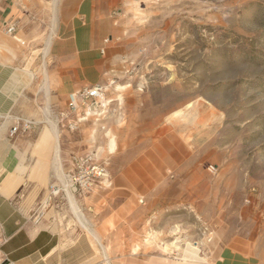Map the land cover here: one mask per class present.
I'll return each mask as SVG.
<instances>
[{"label":"rangeland","instance_id":"1","mask_svg":"<svg viewBox=\"0 0 264 264\" xmlns=\"http://www.w3.org/2000/svg\"><path fill=\"white\" fill-rule=\"evenodd\" d=\"M48 1L40 18L38 6L16 10L27 34L17 36L24 45L0 27L28 61L37 90L21 102L23 120L34 123L16 135L23 140L26 170L21 193L43 191L46 199L59 192L47 215L71 206L72 236L64 244L86 234L102 263L181 258L190 243L203 258L227 246L264 264V0H127L116 13L109 43L105 107L82 122L64 119L65 102L46 96L51 64L45 48L57 25L59 0ZM17 118L11 117V127ZM162 136L186 142L184 166L165 171L160 192L133 197L124 219L103 220L122 203L109 182L121 168L146 159L151 141ZM74 154H92L106 169L107 177L90 193L70 186L66 170ZM71 196L87 227L102 234L104 248L81 224ZM93 201L92 212L87 204Z\"/></svg>","mask_w":264,"mask_h":264},{"label":"crops","instance_id":"2","mask_svg":"<svg viewBox=\"0 0 264 264\" xmlns=\"http://www.w3.org/2000/svg\"><path fill=\"white\" fill-rule=\"evenodd\" d=\"M17 1L0 4V21L8 25L15 24L17 32L13 39L24 45L25 42L17 36L21 34L26 37L27 34L20 30L14 17L16 10L19 6L25 9L38 6L40 18L48 8L49 1L19 0L20 4H16ZM126 3L127 0L57 2V25L45 48L46 60L51 64L50 74L47 72L50 83L46 96L56 98L59 103L65 102L64 111L70 97L83 88L100 84L107 89L103 77L107 71L109 43L116 29V13ZM21 59H24L25 64L21 63ZM27 63L19 54L18 46L0 32V264H121L97 261L95 245L86 234L74 238L68 245L64 244L66 237L72 236L68 234L71 229L69 221L73 220L67 211H70L69 203L67 210L61 206L51 210L41 224L32 221L34 211L46 194L43 191H39L38 196L35 193H21L26 184L21 154L23 140L20 136H9L13 123L11 117L23 119L25 114L21 112V102L27 101L28 95L37 92L33 85L34 74L31 69L25 68L28 67ZM60 114L58 112V118ZM187 154V144L180 136H162L158 143L151 141L146 159L133 161L121 168L115 179L109 182L108 189L113 188L117 202L122 203L111 212L113 214L108 212L103 220L110 217L124 219L125 214H129L133 197H149L156 190L160 192L165 184L161 182L165 171L178 172L184 166ZM93 202L86 203L92 212L97 203ZM72 208L74 210L73 205ZM76 216L86 228L91 226L85 218ZM60 228L67 233L61 232ZM88 230L91 234L92 229ZM96 233L102 237L100 232ZM191 256L186 250L181 258L155 257L146 264H253L243 258L239 250L227 246L217 249L206 258L201 256V250L198 258Z\"/></svg>","mask_w":264,"mask_h":264},{"label":"built area","instance_id":"3","mask_svg":"<svg viewBox=\"0 0 264 264\" xmlns=\"http://www.w3.org/2000/svg\"><path fill=\"white\" fill-rule=\"evenodd\" d=\"M0 27L10 36H14L17 32V26L15 24L8 25L0 21ZM105 97L106 88L103 85L98 84L83 88L70 97L66 112L62 113L61 116L64 119H69L71 117L77 118L78 122L85 121L92 112H95V110L101 111V108L105 107ZM102 114V112L100 114L98 113V116L101 117ZM16 120V124L11 127L9 132L11 138L19 133L31 130L34 126L33 122L25 121L21 118H17ZM69 124L72 125L70 121ZM74 125L75 126H71V128L76 127V124ZM68 168V181L75 193L78 191L82 194L90 193L97 184L101 185V183H103L101 181L107 177L104 165L99 164L92 154L72 155L69 160ZM57 194H59V192H57ZM57 194L53 192L38 206L32 215L34 224H41L46 219L47 209L50 208L53 201L52 196L55 197ZM210 235L212 234H209V236Z\"/></svg>","mask_w":264,"mask_h":264},{"label":"bare ground","instance_id":"4","mask_svg":"<svg viewBox=\"0 0 264 264\" xmlns=\"http://www.w3.org/2000/svg\"><path fill=\"white\" fill-rule=\"evenodd\" d=\"M196 104V103H195ZM198 105V104H197ZM192 104H189L187 107H191ZM181 112H176L175 115H180ZM191 116V115H190ZM57 131V130H56ZM58 132V131H57ZM55 134V133H54ZM113 144V143H112ZM57 146H58V141H57ZM59 152V151H58ZM57 153V152H56ZM58 154V153H57ZM59 155V154H58ZM57 158V157H56ZM57 168V167H56ZM71 199V203L72 205L74 206V211L75 213L80 217V219H83L84 218V215L82 213V211L77 207L75 201H74V198L71 196L70 197ZM91 234L94 238V240L97 242V244H99V246L103 247V241H102V237L96 233V231H94L93 229L91 230ZM107 249V248H106ZM106 249H104V253H105V259L108 261L109 260V256L107 255V253H109ZM100 250V249H99ZM110 251V250H109ZM187 251L190 252L191 255H198L199 251H200V248L199 246L195 245V244H190L188 243V248H187ZM103 252V251H102ZM98 253V252H97ZM103 256V255H102ZM108 263V262H107Z\"/></svg>","mask_w":264,"mask_h":264},{"label":"water","instance_id":"5","mask_svg":"<svg viewBox=\"0 0 264 264\" xmlns=\"http://www.w3.org/2000/svg\"><path fill=\"white\" fill-rule=\"evenodd\" d=\"M7 263H8V262H7ZM7 263H6V264H7Z\"/></svg>","mask_w":264,"mask_h":264}]
</instances>
